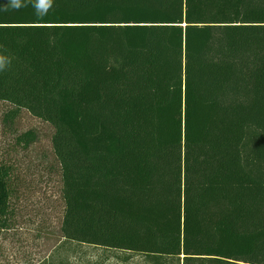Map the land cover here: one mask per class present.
<instances>
[{
  "label": "trees",
  "instance_id": "trees-1",
  "mask_svg": "<svg viewBox=\"0 0 264 264\" xmlns=\"http://www.w3.org/2000/svg\"><path fill=\"white\" fill-rule=\"evenodd\" d=\"M22 3L0 0V101L54 129L63 238L264 264V0ZM15 196L0 164V232Z\"/></svg>",
  "mask_w": 264,
  "mask_h": 264
},
{
  "label": "rangeland",
  "instance_id": "rangeland-1",
  "mask_svg": "<svg viewBox=\"0 0 264 264\" xmlns=\"http://www.w3.org/2000/svg\"><path fill=\"white\" fill-rule=\"evenodd\" d=\"M15 113L0 101V164L11 169L16 189L14 218L0 232V264H179L66 241L61 168L51 144L54 129L27 111ZM27 132L35 138L29 145L19 141Z\"/></svg>",
  "mask_w": 264,
  "mask_h": 264
},
{
  "label": "clouds",
  "instance_id": "clouds-1",
  "mask_svg": "<svg viewBox=\"0 0 264 264\" xmlns=\"http://www.w3.org/2000/svg\"><path fill=\"white\" fill-rule=\"evenodd\" d=\"M52 3V0H46V6L50 7ZM11 5L15 10H19L21 7L25 6L22 3V0H11ZM7 61L0 57V71L4 70V68L7 66Z\"/></svg>",
  "mask_w": 264,
  "mask_h": 264
},
{
  "label": "crops",
  "instance_id": "crops-1",
  "mask_svg": "<svg viewBox=\"0 0 264 264\" xmlns=\"http://www.w3.org/2000/svg\"><path fill=\"white\" fill-rule=\"evenodd\" d=\"M121 252H125V251H121ZM130 253V252H129Z\"/></svg>",
  "mask_w": 264,
  "mask_h": 264
}]
</instances>
